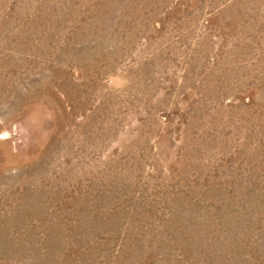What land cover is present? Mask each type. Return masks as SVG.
Segmentation results:
<instances>
[{
    "label": "rangeland",
    "instance_id": "374dc122",
    "mask_svg": "<svg viewBox=\"0 0 264 264\" xmlns=\"http://www.w3.org/2000/svg\"><path fill=\"white\" fill-rule=\"evenodd\" d=\"M0 264H264V0H0Z\"/></svg>",
    "mask_w": 264,
    "mask_h": 264
}]
</instances>
